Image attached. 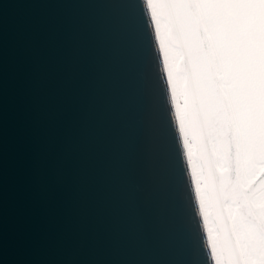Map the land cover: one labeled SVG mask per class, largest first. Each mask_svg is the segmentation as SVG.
Returning <instances> with one entry per match:
<instances>
[{
    "label": "water",
    "instance_id": "obj_1",
    "mask_svg": "<svg viewBox=\"0 0 264 264\" xmlns=\"http://www.w3.org/2000/svg\"><path fill=\"white\" fill-rule=\"evenodd\" d=\"M182 137L147 0H0V264H216Z\"/></svg>",
    "mask_w": 264,
    "mask_h": 264
},
{
    "label": "snow or ice",
    "instance_id": "obj_2",
    "mask_svg": "<svg viewBox=\"0 0 264 264\" xmlns=\"http://www.w3.org/2000/svg\"><path fill=\"white\" fill-rule=\"evenodd\" d=\"M152 16L172 51L183 126L218 139L214 168L203 171L204 206L207 197L214 219L225 215V243L243 262L264 264V0H156ZM190 78L192 106L183 103Z\"/></svg>",
    "mask_w": 264,
    "mask_h": 264
},
{
    "label": "rangeland",
    "instance_id": "obj_3",
    "mask_svg": "<svg viewBox=\"0 0 264 264\" xmlns=\"http://www.w3.org/2000/svg\"><path fill=\"white\" fill-rule=\"evenodd\" d=\"M149 6H150V10H151V13H152V4L155 3V0H149ZM153 23H154V27L156 29V36H157V40H158V43H159V47H160V51H161V54H162V58H163V63H164V67H165V70H166V74H167V79H168V83L170 84V90H171V93H172V98H173V104H174V108H175V111H176V114H177V117H178V120H179V124H180V128H181V131L183 133V137H184V144H185V148L187 150V154H188V162H189V165H191L190 169L192 170V172H194L195 174V177H196V187L200 188V198H199V203H200V206H201V213L203 215V218H204V222H205V227H207V231H211L210 234H208V240L210 241V244L213 248V250H215V252H213V255H214V258L216 257L217 259V264H221L219 259H218V254H217V251H216V247H215V241H214V238H213V227L211 225V222L209 220V218L207 217L206 215V203H205V206H204V193L201 189V178H200V174H199V171H198V165L195 161V159L192 157V144L191 142L189 141L184 129H183V117H182V112H181V98L176 94L175 92V89H174V86L172 85V82L169 80V75H168V71H169V67L172 65V51H171V48H170V45L167 41V39H165V43L162 45V42H161V39L163 38V29L161 30H157V27H156V20L153 18ZM168 52V56L167 58L165 57V53ZM209 227H208V226ZM243 254V252H242ZM244 255V254H243ZM246 264V262H245Z\"/></svg>",
    "mask_w": 264,
    "mask_h": 264
},
{
    "label": "bare ground",
    "instance_id": "obj_4",
    "mask_svg": "<svg viewBox=\"0 0 264 264\" xmlns=\"http://www.w3.org/2000/svg\"><path fill=\"white\" fill-rule=\"evenodd\" d=\"M149 0H147V3H148V7H149V10H150V4H149V2H148ZM150 13H151V10H150ZM151 16H152V13H151ZM152 22H153V16H152ZM154 24V23H153ZM157 43H158V40H157ZM158 45H159V43H158ZM160 48V47H159ZM163 59V58H162ZM166 71V70H165ZM166 76H167V74H166ZM171 91V90H170ZM171 95H172V93H171ZM181 129V128H180ZM181 134H182V136H183V133H182V131H181ZM182 140H183V142H184V137H182ZM184 146H185V144H184ZM185 150H186V148H185ZM186 160H187V162H188V155L186 154ZM188 165H189V162H188ZM191 167V165H189V168ZM190 172H191V175H192V179H193V182H194V186H195V192H196V196H197V200H198V203H199V198H200V188L198 187H196V183H197V179H196V177H195V174H194V172H192V170L190 169ZM199 197V198H198ZM199 206H200V203H199ZM199 209H200V212H201V206L199 207ZM207 215V214H206ZM201 217H202V221H203V225H204V229H205V234H206V238H207V241H208V244H209V247H210V251H211V253H212V257H213V260L215 261L216 260V264H217V259H216V257L214 258V255H213V252H215V250H213V248H212V246H211V244H210V241L208 240V234H210V232L211 231H207L206 229H207V227H205V222H204V218H203V215H202V213H201ZM208 217V216H207ZM209 218V217H208ZM210 220V219H209ZM210 222H211V220H210ZM212 225V224H211ZM208 226V225H207ZM209 227V226H208ZM207 232H208V234H207ZM213 232H214V229H213ZM213 238H214V233H213ZM214 241H215V239H214ZM216 242V241H215ZM216 247V246H215ZM220 261V260H219Z\"/></svg>",
    "mask_w": 264,
    "mask_h": 264
}]
</instances>
